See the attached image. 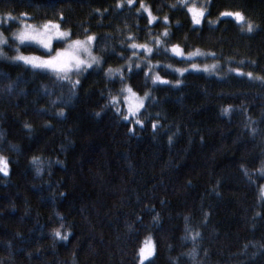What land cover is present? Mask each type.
Returning a JSON list of instances; mask_svg holds the SVG:
<instances>
[{"label": "trees", "instance_id": "16d2710c", "mask_svg": "<svg viewBox=\"0 0 264 264\" xmlns=\"http://www.w3.org/2000/svg\"><path fill=\"white\" fill-rule=\"evenodd\" d=\"M199 2L208 8L201 25L178 0H143L152 24L137 11L141 0H0L9 37L0 45V155L9 161L0 173V264H140L147 237L155 250L144 264H264V0ZM61 14L73 39L96 35L102 58L72 76L75 88L11 59L21 20ZM129 37L154 49L147 77L146 54L132 57ZM173 45L200 55L178 56ZM119 66L123 82L105 73ZM156 73L169 83H153ZM125 85L150 94L143 126L110 102Z\"/></svg>", "mask_w": 264, "mask_h": 264}, {"label": "snow or ice", "instance_id": "6c2138e0", "mask_svg": "<svg viewBox=\"0 0 264 264\" xmlns=\"http://www.w3.org/2000/svg\"><path fill=\"white\" fill-rule=\"evenodd\" d=\"M180 7H186L187 12L191 16V21L193 25H201L204 20L206 14L208 13V8L205 5L198 6L195 0L192 3H189L188 0H178ZM127 4L132 6L134 4V0H127ZM117 7H122V4L118 3ZM172 7H177V5H173ZM146 12L148 14V23L152 24L157 17L154 16L148 6L143 3L141 0L140 9L137 11ZM21 17L28 16V13H21ZM7 19L10 21L15 19L11 16V13L6 14ZM234 17L236 22L241 26L246 22L245 16L240 11H223L220 13V17ZM165 23L168 21V17L164 18ZM219 19V18H218ZM63 15L61 14L60 20H46L43 23L36 25L31 23H25L21 20L22 27H20L16 32L12 34V41L16 45L17 55L11 57L13 60L22 61L26 65H30L33 69L43 70L54 74L59 81H67L71 84L72 88H75L79 85L80 81L77 79L75 81L72 80V76H80L83 72L88 69L100 67L102 63V58L94 55V42L97 37L95 34H87V30H85V36L83 39H73V34L71 30L64 29L62 27ZM210 23H214L210 21ZM253 30V25L250 22H247V31L251 32ZM168 29L165 28L163 32V36H168ZM133 42L128 45L130 49H132V57L138 55L139 50H143L146 54L143 59H148L147 54H151L154 49L149 44L144 43H136L133 37H129ZM154 43L156 45H162L163 41L158 36L155 38ZM57 44H62L63 47H56ZM0 45L9 46V37L5 36L3 32H0ZM24 46H35L36 50L40 51L41 55H24L21 51V48ZM172 52L178 56H184L183 51L177 45L172 46ZM6 53L3 52L2 48H0V56H5ZM189 57L200 55L199 51L191 52L187 54ZM132 57L128 58V67L129 71L132 70L131 60ZM136 68H141L140 63H136ZM168 67H171L169 65ZM199 65L192 64L191 68L198 70ZM213 68L215 65L212 66ZM123 66L121 68L112 69L108 68L105 70V73L109 77H113L116 74L120 75L121 82L124 80V74L122 71ZM155 69V65L151 63V60L148 59V68L145 71V76L147 77L151 74ZM209 66H204V71H208ZM177 72L181 74L187 69H176ZM239 72V69H236ZM249 77L252 76V73L247 74ZM153 83H169V81L163 79L156 73L152 75ZM177 84L180 83L179 80L176 81ZM127 93V94H125ZM123 97L122 101L120 97ZM150 98V94L145 92L143 96H139L130 86L125 85L120 89L117 95H113L110 98V102L113 107H115V111L119 114L123 120L131 121L133 124H138L143 126L144 121L140 119L141 110L146 108L145 101ZM120 105V106H117ZM122 109H126V114ZM227 112L228 109H225ZM60 115H63V110L61 109ZM25 127H30V125H25ZM153 129H156L157 122L152 124ZM130 132L134 131V128L129 129ZM171 140V137H169ZM39 158L34 157L33 160L37 161ZM39 170V169H38ZM264 171V170H262ZM0 173L4 175H8L9 173V161L8 158L0 155ZM261 195L264 196V185L261 186ZM63 227V225H61ZM55 237L66 240L67 235H62L59 228L54 229ZM154 244L151 240V237H147L143 243V245L139 248V259L140 264H144V261L147 260L154 254Z\"/></svg>", "mask_w": 264, "mask_h": 264}, {"label": "rangeland", "instance_id": "374dc122", "mask_svg": "<svg viewBox=\"0 0 264 264\" xmlns=\"http://www.w3.org/2000/svg\"><path fill=\"white\" fill-rule=\"evenodd\" d=\"M188 2L189 3H192L193 2V0H188ZM195 2L197 3V5L198 6H200V5H203V3L202 2H199V0H195ZM21 27H22V25H21ZM19 29V28H18ZM1 32V31H0ZM84 38V37H83ZM83 38H79V39H83ZM76 39V38H75ZM178 46V45H177ZM56 47H63V45H58V46H56ZM182 51H183V53H184V56L183 57H189L187 54L189 53V52H184V50L181 48V47H179ZM171 49H172V47H171ZM172 51V50H171ZM93 53H94V55H97V56H99L94 50H93ZM32 54H34V55H38V54H35V53H31V54H24V55H32ZM175 54V53H174ZM100 57V56H99ZM117 68H121L120 66L119 67H114V68H112V69H117ZM125 94H127V93H125ZM140 96V95H139Z\"/></svg>", "mask_w": 264, "mask_h": 264}]
</instances>
